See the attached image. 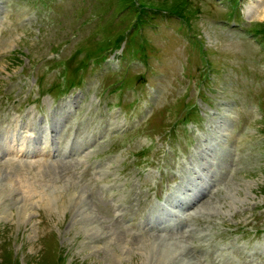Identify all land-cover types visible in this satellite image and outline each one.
Returning <instances> with one entry per match:
<instances>
[{"label":"rangeland","instance_id":"374dc122","mask_svg":"<svg viewBox=\"0 0 264 264\" xmlns=\"http://www.w3.org/2000/svg\"><path fill=\"white\" fill-rule=\"evenodd\" d=\"M0 264H264V0H0Z\"/></svg>","mask_w":264,"mask_h":264},{"label":"water","instance_id":"95a60500","mask_svg":"<svg viewBox=\"0 0 264 264\" xmlns=\"http://www.w3.org/2000/svg\"><path fill=\"white\" fill-rule=\"evenodd\" d=\"M14 178L17 184L19 185L21 192L24 193L23 195L32 198L35 195L38 196V194L43 193V192L39 193V191H41L39 182L31 175L24 173V174H20L19 176H15ZM41 199L42 197L40 198V200Z\"/></svg>","mask_w":264,"mask_h":264},{"label":"bare ground","instance_id":"6f19581e","mask_svg":"<svg viewBox=\"0 0 264 264\" xmlns=\"http://www.w3.org/2000/svg\"><path fill=\"white\" fill-rule=\"evenodd\" d=\"M21 174H22V173H21ZM14 182H15V186L13 187L14 189H12V190H14V191L17 190L18 192H21V191L19 190L20 188H19L17 182H16L15 180H14ZM9 184H10V183H8V185H9ZM69 196H70V195H69ZM55 198H56V197H55ZM74 198H76V197H75V196H74V197H72V196L70 197L71 200H73ZM43 201H45V200H43ZM53 201H54V199L50 197V198H48V201L45 202V204L48 205L50 202H53ZM75 201H76V200H75ZM77 206H78V205H77ZM111 237H112V236H111Z\"/></svg>","mask_w":264,"mask_h":264}]
</instances>
